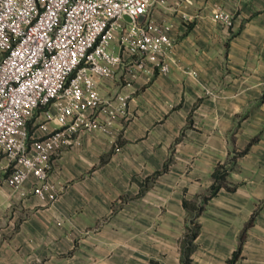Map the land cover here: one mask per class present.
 <instances>
[{
    "label": "crops",
    "instance_id": "crops-1",
    "mask_svg": "<svg viewBox=\"0 0 264 264\" xmlns=\"http://www.w3.org/2000/svg\"><path fill=\"white\" fill-rule=\"evenodd\" d=\"M173 2L154 10L174 22L170 70L126 56L99 80L104 99L126 97L127 112L54 155L53 201L9 186L0 159V264H181L195 214L183 200L200 202L219 163L235 187L198 215L192 261L229 264L240 247L233 264H264V0H193L180 8L186 17ZM216 7L234 23L215 21ZM44 118L40 109L29 121L33 137L58 126Z\"/></svg>",
    "mask_w": 264,
    "mask_h": 264
},
{
    "label": "built area",
    "instance_id": "built-area-1",
    "mask_svg": "<svg viewBox=\"0 0 264 264\" xmlns=\"http://www.w3.org/2000/svg\"><path fill=\"white\" fill-rule=\"evenodd\" d=\"M156 1L0 0V159H7L6 182L21 195L53 201L59 193L50 178L54 155L82 130H108L126 114L125 96L114 103L98 88L126 56L138 69L152 63L159 72L170 70L174 22L155 16ZM192 2L174 0L175 13L186 17L180 8ZM212 18L234 23L220 7ZM39 109L43 126L51 120L58 126L33 137L28 123Z\"/></svg>",
    "mask_w": 264,
    "mask_h": 264
},
{
    "label": "trees",
    "instance_id": "trees-1",
    "mask_svg": "<svg viewBox=\"0 0 264 264\" xmlns=\"http://www.w3.org/2000/svg\"><path fill=\"white\" fill-rule=\"evenodd\" d=\"M28 126H29V131L32 134L31 125H28ZM246 150L247 148L244 149L243 151L238 152L237 155L242 154L243 152H246ZM167 167H168V162L164 165V169H166ZM230 169H231V166H227L225 163H219L217 165V167L213 171L214 183L209 191L201 195V200L199 203L192 204L187 199L183 200V203L186 207L193 206L195 208V214L191 218L190 224L187 225V231L185 232V235L181 240V247H182L181 264H194L192 261L191 255H192V251L195 246L194 240L200 230V222L197 220V217L205 208V203L207 202V200L211 198L212 196H214L215 194H217L218 190L222 186H226L229 188L235 187V186H232V187L228 186L226 182ZM253 221H254V216L252 217V219L249 220V222L247 223V226L251 225ZM246 229L247 227H245L244 231L241 234L242 239L244 238ZM239 250H240V247L233 254V257L230 259L229 264H233V262L237 259L239 255Z\"/></svg>",
    "mask_w": 264,
    "mask_h": 264
},
{
    "label": "water",
    "instance_id": "water-1",
    "mask_svg": "<svg viewBox=\"0 0 264 264\" xmlns=\"http://www.w3.org/2000/svg\"><path fill=\"white\" fill-rule=\"evenodd\" d=\"M125 17H126L127 19H131L130 15H128V14H125Z\"/></svg>",
    "mask_w": 264,
    "mask_h": 264
},
{
    "label": "rangeland",
    "instance_id": "rangeland-1",
    "mask_svg": "<svg viewBox=\"0 0 264 264\" xmlns=\"http://www.w3.org/2000/svg\"><path fill=\"white\" fill-rule=\"evenodd\" d=\"M40 110V109H39Z\"/></svg>",
    "mask_w": 264,
    "mask_h": 264
}]
</instances>
